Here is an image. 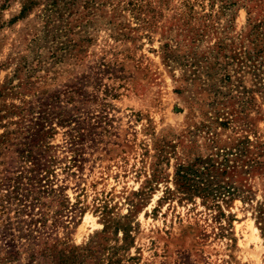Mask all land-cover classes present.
I'll return each mask as SVG.
<instances>
[{"label":"rangeland","instance_id":"obj_1","mask_svg":"<svg viewBox=\"0 0 264 264\" xmlns=\"http://www.w3.org/2000/svg\"><path fill=\"white\" fill-rule=\"evenodd\" d=\"M263 202L264 0H0V264H264Z\"/></svg>","mask_w":264,"mask_h":264},{"label":"trees","instance_id":"obj_2","mask_svg":"<svg viewBox=\"0 0 264 264\" xmlns=\"http://www.w3.org/2000/svg\"><path fill=\"white\" fill-rule=\"evenodd\" d=\"M239 145L236 146L237 149H240ZM225 156L226 154L221 162L214 157L206 156V158H197L195 161L180 166L178 175L181 187L185 191L193 190L203 195L205 203L212 206L219 205L217 201L221 198L225 201L227 196L232 199L244 193L243 184L238 186L240 180H236V174L230 175L229 182H223V176L228 175L229 168V160ZM258 218L264 222V202L258 206Z\"/></svg>","mask_w":264,"mask_h":264},{"label":"bare ground","instance_id":"obj_3","mask_svg":"<svg viewBox=\"0 0 264 264\" xmlns=\"http://www.w3.org/2000/svg\"><path fill=\"white\" fill-rule=\"evenodd\" d=\"M87 220H88V218H87Z\"/></svg>","mask_w":264,"mask_h":264}]
</instances>
